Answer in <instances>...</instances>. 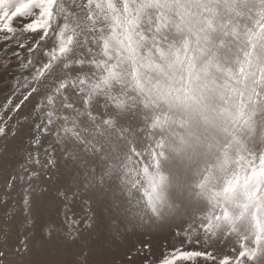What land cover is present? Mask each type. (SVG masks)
Wrapping results in <instances>:
<instances>
[{"label": "snow or ice", "instance_id": "6c2138e0", "mask_svg": "<svg viewBox=\"0 0 264 264\" xmlns=\"http://www.w3.org/2000/svg\"><path fill=\"white\" fill-rule=\"evenodd\" d=\"M14 21L33 35L3 65L0 136L14 120L24 153L5 183L44 182L19 217L3 201L0 264H124L175 221L234 237L219 264H264V0H0L4 41Z\"/></svg>", "mask_w": 264, "mask_h": 264}, {"label": "rangeland", "instance_id": "374dc122", "mask_svg": "<svg viewBox=\"0 0 264 264\" xmlns=\"http://www.w3.org/2000/svg\"><path fill=\"white\" fill-rule=\"evenodd\" d=\"M13 26L17 28V32L12 34V39L10 41H4V33L0 32V106L5 103V98L7 96V90L4 89L5 80L12 81L15 77L9 75L4 70V61L11 58V64L9 65V72L15 69L19 60L17 57L13 56V52H19L22 57H27L29 54L25 48H21L20 44L32 43L31 37L33 34L21 32V25L17 22H13ZM10 44L11 47L5 52V45ZM15 75H20L16 73ZM31 105L22 109V111L27 112ZM12 115H15L12 113ZM8 131L7 135L0 136V221L8 219L5 217V205L3 201L7 200V208L10 209L16 217H19L24 213V189L31 185L36 191L33 192V200L40 199V189L43 187L44 175L43 172L36 168V171L41 174L38 177L29 178L27 173H23L24 179L17 180L14 185L7 186L5 183V178L9 174H17L21 172V165L24 163V153L18 151V145L23 137V131L21 130L18 135L13 136V124L15 121H8ZM187 224L181 221H175L173 226L165 225L162 228L151 229L150 235H133L127 240L126 247L124 251L130 252L131 261L127 258L124 259V264H161V261L167 256L170 257L174 249L180 251H208L216 258L215 260H207L204 258H196L195 264H219V260L225 255H232L233 246H237L236 240L233 237L227 244L219 243L214 246L205 245L203 242V237L198 234H193L191 236V242H189V237L180 232L177 235V230L186 228ZM197 239L200 243H196ZM149 245L148 248H144V245ZM137 249H142L140 254L137 253ZM175 264H194L193 261L177 260Z\"/></svg>", "mask_w": 264, "mask_h": 264}]
</instances>
